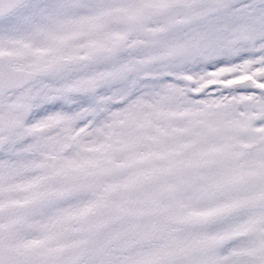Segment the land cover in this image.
Here are the masks:
<instances>
[{
    "label": "snow or ice",
    "instance_id": "obj_1",
    "mask_svg": "<svg viewBox=\"0 0 264 264\" xmlns=\"http://www.w3.org/2000/svg\"><path fill=\"white\" fill-rule=\"evenodd\" d=\"M0 264H264V0H0Z\"/></svg>",
    "mask_w": 264,
    "mask_h": 264
}]
</instances>
